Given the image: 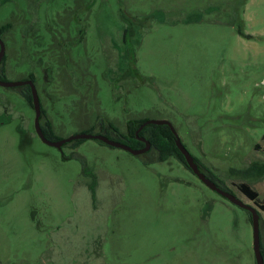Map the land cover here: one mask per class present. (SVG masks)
I'll use <instances>...</instances> for the list:
<instances>
[{
  "label": "rangeland",
  "instance_id": "rangeland-1",
  "mask_svg": "<svg viewBox=\"0 0 264 264\" xmlns=\"http://www.w3.org/2000/svg\"><path fill=\"white\" fill-rule=\"evenodd\" d=\"M0 37L6 80L33 79L52 140L168 120L259 211L264 250V172H242L264 165V0H0ZM151 156L48 144L33 103L0 85V264H256L247 210Z\"/></svg>",
  "mask_w": 264,
  "mask_h": 264
},
{
  "label": "water",
  "instance_id": "water-1",
  "mask_svg": "<svg viewBox=\"0 0 264 264\" xmlns=\"http://www.w3.org/2000/svg\"><path fill=\"white\" fill-rule=\"evenodd\" d=\"M0 43H1V51H0V61H1L3 59V56H4V44H3L2 40H0ZM24 83H26V82H23V81H5V80L0 79V84H2L4 86H8V87L19 86V85H22ZM28 83L30 84L31 89H32L33 104H34V108L36 110L37 132L44 142L51 144V145H54V146H57V147H61L63 144L68 143V142L73 141V140L94 138V139H98V140H100L106 144H109L111 146L124 148L126 150L131 151L134 154H143V153L150 150V148H151L150 141L145 137H140L139 135H137L138 138L145 143V146H143L141 148H133L132 146H130L127 143L121 142L119 140L111 139L104 134H96V133H80V134H75L73 136H70L69 138L62 139V140H56V141L48 139L45 136V134L42 130V127L40 125L41 104H40L39 96L37 94L34 83L32 81H29ZM147 124H167V125H169L174 136H175V141H176L177 147L183 153L185 160H186L188 166L191 168V170L209 187H211L212 189H214L216 191L221 192L223 195H225L233 203H235V204L241 206L242 208H245L248 211H250V213L252 215V223H253V229H254V251H255V257H256V264H264V255H263V252L261 249V229H260L259 211L255 207L245 203L237 195L219 188L215 181H213L209 176H207L204 172H202L200 170L199 163L197 162V160L195 159L193 154H191V152L184 145V143L182 142L181 138L179 137L177 131L175 130V128L172 126V124L168 120H165V119L147 120L146 122L142 123V125L139 127L137 133Z\"/></svg>",
  "mask_w": 264,
  "mask_h": 264
},
{
  "label": "trees",
  "instance_id": "trees-1",
  "mask_svg": "<svg viewBox=\"0 0 264 264\" xmlns=\"http://www.w3.org/2000/svg\"><path fill=\"white\" fill-rule=\"evenodd\" d=\"M238 31L243 36L252 37L250 34L245 33L244 30H242L241 28H239ZM25 96H26V98L28 100H30L33 103L31 93H26ZM142 123L143 122H138L136 124L131 123V125H130V135L128 137H126V140H124V141L121 140V139H117V140L129 144L133 148H141L142 146H144V143L139 141V140H137L136 138H134V135H133L135 130ZM111 128L114 129V131H116L115 127L111 126ZM43 131H44L46 137L52 140V138L50 137V133L46 132L45 130H43ZM89 133H93V132H89ZM140 135H144L150 141L151 149L149 150V152H146V153H148L149 155H152L151 156L152 158L158 159V160H166L170 156H177L181 160V162L189 168L183 153L177 147V144H176V141H175V136H174V134H173V132H172V130H171L169 125H167V124H147L145 126V128L140 132ZM82 140L83 139H78L76 141H82ZM195 159L199 163V166H200V169L202 170V172H204L213 181H215L216 184L218 186H220L222 189H224L226 191H229V192H232V190L230 188H228L217 177V175H215L211 170H209L207 167H205L200 162V160L198 158L195 157ZM258 169H261L262 172H264V165L261 167L260 164H254L253 166H251L248 169H246V171H242V172H248L249 173L252 170H258ZM96 184H97V182H96L95 178L89 184V188L93 192V194H95ZM240 189L245 195H247L252 200H257L258 197H259L258 191H256L253 188H251L250 185H248L247 183H244V182L241 183L240 184ZM260 205L264 209V203H261ZM260 229H261V227H260ZM262 252H263V255H264V250L263 249H262Z\"/></svg>",
  "mask_w": 264,
  "mask_h": 264
},
{
  "label": "flooded vegetation",
  "instance_id": "flooded-vegetation-1",
  "mask_svg": "<svg viewBox=\"0 0 264 264\" xmlns=\"http://www.w3.org/2000/svg\"><path fill=\"white\" fill-rule=\"evenodd\" d=\"M36 9L34 10L33 9V15L35 16V18H36ZM32 15V16H33ZM2 33H4V30L2 29ZM127 33V30L126 29H123V40L125 39V34ZM0 40H2V37H0ZM117 39L115 38V39H113V41L111 42L112 44L114 43V42H116L117 43V50H119V47H120V43L118 42V41H116ZM2 42H3V40H2ZM4 44V43H3ZM105 47V46H104ZM0 51H1V43H0ZM4 60H5V46H4V56H3V59L0 61V79L1 80H5V81H8V80H6V78H5V70H4V68L2 67V63L4 62ZM23 82H26V83H24V84H22V85H19V86H15V88H17V89H19V91L25 96V94L26 93H31V95H32V100H33V94H32V89H31V86H30V84L28 83L29 81H32L33 82V79L32 78H28L27 80H22ZM111 81H113V80H111ZM34 83V82H33ZM0 85H2V84H0ZM112 85V87H113V89H114V86H113V84H111ZM26 97V96H25ZM34 105V104H33ZM42 115H46V111L43 109L42 110V108H41V116H40V125H41V127H42V130H45L46 132H49L50 133V129H51V125H50V122H49V120H47V121H44V122H41V118H42ZM113 126L112 124H109V126ZM142 124H140V126H141ZM110 126V127H111ZM139 126V127H140ZM146 126V125H145ZM145 126L137 133V131H138V129H139V127L135 130V132H134V138H136L137 140H139V141H141V142H143L142 140H140L139 138H138V136L137 135H139L140 137H145L144 135H140V132L145 128ZM114 127V126H113ZM44 132V131H43ZM45 134V133H44ZM130 135V134H129ZM46 136V135H45ZM146 138V137H145ZM49 139V138H48ZM51 140V139H50ZM144 143V142H143ZM66 144V143H65ZM64 145V144H63ZM144 146H145V143H144ZM143 147V146H142ZM151 149V148H150ZM147 152H149V151H147ZM186 166V165H185ZM190 168V167H189ZM191 169V168H190ZM201 170V169H200ZM202 171V170H201ZM219 188H221L220 186H218ZM222 189V188H221ZM222 190H224V189H222ZM219 192V191H218ZM221 193V192H220ZM231 193H233V194H235L233 191L231 192ZM222 194V193H221ZM223 195V194H222ZM236 195V194H235ZM225 198H227L225 195H223ZM228 199V198H227ZM229 200V199H228ZM231 201V200H230ZM232 202V201H231ZM235 204V203H234ZM247 210V209H246ZM247 212H248V214H249V216H250V219H251V222H252V215H251V213H250V211H248L247 210ZM253 224V223H252Z\"/></svg>",
  "mask_w": 264,
  "mask_h": 264
}]
</instances>
